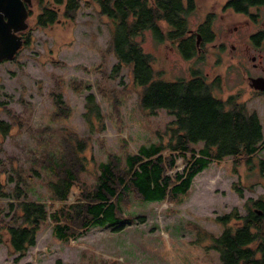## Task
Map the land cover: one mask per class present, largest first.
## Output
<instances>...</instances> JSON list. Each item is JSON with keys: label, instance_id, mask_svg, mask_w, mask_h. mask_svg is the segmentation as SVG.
Instances as JSON below:
<instances>
[{"label": "rangeland", "instance_id": "1", "mask_svg": "<svg viewBox=\"0 0 264 264\" xmlns=\"http://www.w3.org/2000/svg\"><path fill=\"white\" fill-rule=\"evenodd\" d=\"M32 1V13L23 31L29 39L27 44L24 41L11 60L0 62V120L12 125L7 135L0 136V169H4L6 193L15 182H25V187H30L26 198L43 201L52 212L76 201L80 185L71 189L66 201L50 199L45 183L49 178L41 166L37 167L39 174L29 171L43 147L54 148L64 135L74 134L84 141L86 146L78 152L77 160L82 164L81 177L90 184L99 172L98 164L107 161L108 155L123 158L140 145L166 142L169 134L165 130L173 116L161 108L153 113L140 108L127 66L112 76L116 58L112 54L101 58L109 31L95 3L81 0L73 20L59 14L54 22L41 27L36 25V18L45 2L51 0ZM190 19L196 20L193 15ZM227 35L230 40L235 37L223 30L221 36ZM137 38L143 49L155 56V66L164 70V78H188L190 63H195L202 75L208 73L209 83L219 77L220 86L214 90L217 96L238 94L264 124V96L253 93L245 78V67L249 69L257 50L233 39V53L226 46L221 60L210 55L200 63L197 57L186 61L175 44L156 41L150 31ZM261 51L264 55V46ZM89 93L94 94L103 114V129L97 123L90 129L83 116ZM59 98L67 115L55 119ZM260 155L264 156V150ZM234 162L232 157L211 162L171 203L132 195L121 228L91 226L76 239L59 240L52 232L53 222L47 219L37 231L35 245L16 261V254H8L3 229L0 264H221L218 252L208 247L209 240L197 229L218 235L222 225L216 221L217 216L233 209L245 215V200L264 194V171L261 174L256 162L251 168L244 163L236 168ZM185 165L178 157L176 167L168 173L174 175ZM10 202L15 203L10 194L0 197V227L11 223Z\"/></svg>", "mask_w": 264, "mask_h": 264}, {"label": "trees", "instance_id": "2", "mask_svg": "<svg viewBox=\"0 0 264 264\" xmlns=\"http://www.w3.org/2000/svg\"><path fill=\"white\" fill-rule=\"evenodd\" d=\"M53 2L64 5L62 11L52 9L50 2H45L36 18L37 26L54 22L59 14L73 20L81 5V0ZM89 2L96 4L109 31L101 58L109 54L116 58L112 76L122 67H128L130 86L138 91L142 110L153 113L161 108L173 116L165 130L169 138L166 142L158 140L140 145L136 152L127 151L123 158L108 155L107 161L98 164L99 172L90 184L81 177L82 164L77 160L78 152L86 146L84 141L74 134L72 137L64 135L54 148L43 147L42 154L32 160L29 171L39 174L41 166L49 178L45 183L50 199L66 201L71 189L80 185L76 201L52 212L43 201L26 198L30 187L26 188L25 182L23 185L15 182L6 193L7 182L2 181L4 169H0V197L10 194L15 202L9 203L13 209L11 223L0 227V240L2 242L6 234L4 242L8 254H16L15 261L35 245L37 231L47 219L53 222L52 232L57 239H76L91 226L123 227L125 223L121 221L132 195L171 203L190 188L194 177L211 162L232 157L236 168L241 163L251 168L256 162L261 174L264 171V156L260 155L264 150V124L258 113L240 101L238 94L217 96L214 90L220 86L218 80L206 82L199 71L192 70L189 78H164V70L155 66V56L145 51L137 38L150 31L156 41L167 40L175 44L180 53L195 54L194 42L188 44L185 39L182 0ZM28 40L26 37L24 43ZM61 102V98L57 99L55 119L67 115ZM83 116L90 129L96 123L104 128L103 114L92 93L85 97ZM11 127L10 122L0 120V136L7 135ZM198 143L201 145L195 147ZM178 157L186 165L182 171L171 175L168 172L176 167ZM238 193L242 194L241 189ZM244 206L245 215L240 216L233 209L215 218L222 225L218 235L197 229L201 237L209 240L208 247L218 252L221 264H264V194L256 199L248 198ZM112 264L119 263L113 261Z\"/></svg>", "mask_w": 264, "mask_h": 264}, {"label": "flooded vegetation", "instance_id": "3", "mask_svg": "<svg viewBox=\"0 0 264 264\" xmlns=\"http://www.w3.org/2000/svg\"><path fill=\"white\" fill-rule=\"evenodd\" d=\"M49 2L51 8L58 12L64 7L57 5L53 0ZM32 3V0L30 3L24 1L28 15L32 13ZM182 3L186 43L192 41L196 48L195 54L190 56L181 53L183 58L191 61L197 57L198 62L204 63L211 55L216 56L219 61L226 51V46H229L228 50L233 53L236 47L233 39L240 40L242 44L258 52L251 56L253 62L249 69L245 67V78L253 93L264 96V90L255 87L257 80L264 79V55L261 53V47L264 46V0H182ZM191 15L196 19L194 22L190 19ZM223 30H227V34H234L235 37L230 40L228 35L221 36ZM23 31H19L18 34L22 36L24 42ZM5 60L8 59H2L0 62ZM194 65L195 63H190L189 77L193 74L192 70L198 71ZM207 75L208 73L204 77L206 82H209ZM216 79L220 80L215 76L211 82Z\"/></svg>", "mask_w": 264, "mask_h": 264}, {"label": "water", "instance_id": "4", "mask_svg": "<svg viewBox=\"0 0 264 264\" xmlns=\"http://www.w3.org/2000/svg\"><path fill=\"white\" fill-rule=\"evenodd\" d=\"M24 1L30 0H0V60H11L23 45L19 31L27 28V7ZM255 87L264 90V79L256 81Z\"/></svg>", "mask_w": 264, "mask_h": 264}]
</instances>
